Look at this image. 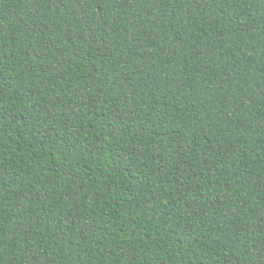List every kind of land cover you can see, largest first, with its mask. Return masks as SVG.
Listing matches in <instances>:
<instances>
[{"label": "trees", "instance_id": "trees-1", "mask_svg": "<svg viewBox=\"0 0 264 264\" xmlns=\"http://www.w3.org/2000/svg\"><path fill=\"white\" fill-rule=\"evenodd\" d=\"M0 264H264V0H0Z\"/></svg>", "mask_w": 264, "mask_h": 264}]
</instances>
